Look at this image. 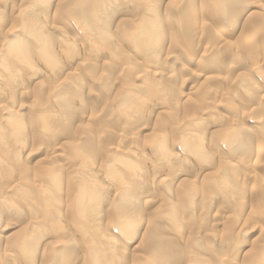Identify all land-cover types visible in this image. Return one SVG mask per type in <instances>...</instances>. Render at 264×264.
<instances>
[{"label": "bare ground", "instance_id": "bare-ground-1", "mask_svg": "<svg viewBox=\"0 0 264 264\" xmlns=\"http://www.w3.org/2000/svg\"><path fill=\"white\" fill-rule=\"evenodd\" d=\"M18 1L14 4L13 1L9 3V1L0 0V19H5L3 17L5 13L18 14V25L14 27L11 24L12 29L0 37V80H2L0 84V174L3 173L2 171L6 174L0 175V216L9 217V221L0 220V240L3 234H6L2 241L6 238L7 242H4L11 248L15 247L20 257L17 259L2 253L0 264H156L157 259L158 261L161 259V262L162 258L163 261L168 258L171 262L174 261L171 259L186 257L187 253L188 258H184L183 264L186 262L202 264L204 260L200 263L199 258L195 256L200 252L197 240L191 239L193 236L190 238L188 235L185 238L182 235L185 220L181 216L182 208L187 207L188 204L195 205L193 203L196 202L199 191L186 190L187 192L182 193L176 188L193 182L189 173L199 172L195 173V176L206 174V167L214 156L219 153L223 155L220 144L216 143L212 137L220 139L223 143L222 147L232 142V145L242 150L244 139H246H242L246 132L244 125L248 121L252 122L250 120L252 118L260 124L262 118H254V115L251 118L241 113L238 114V118H231L228 121L229 116L226 115L227 113L224 114L223 108L229 106V109L236 111L239 101L232 98L235 103L232 100L228 102L226 94L224 97L217 92L207 96L211 88L205 87V97H211L213 101L209 100V103L204 106V102H201L199 98L200 100H197L201 102V105L197 106V102L191 99L194 93L182 94L180 89V93L177 94L176 84L179 82L182 85L188 78L195 81L201 80L204 85L205 82L209 84L216 79L212 74L219 68H223L222 61L230 62L232 58L233 63L240 64L246 61V56L250 58V53L256 54L259 45H256L252 38L264 32V0ZM162 3L166 10L172 12L171 17L166 13L164 16L160 15L159 8ZM127 16L134 17V21ZM238 17L244 19L242 26L238 24L240 20ZM217 27L225 29L224 32L227 34L217 37L213 46L204 47L208 39L218 34ZM115 30L118 32L117 37L114 36ZM236 32H238L237 35ZM230 35H236L235 39H239L238 49L228 46L227 38L229 39ZM180 41L187 42L186 44L191 46L189 54L193 52L190 57L193 58L188 62L195 68L183 66L182 58L178 59ZM128 43L132 50V53L129 52L137 60L134 58L135 61H133L131 56H127L125 62H128V66H124L125 68L119 66L123 67L120 69L122 78L118 75L112 79V82H110L111 78L105 75L102 76L101 81L97 77L94 78V81L98 79L97 84L95 83L96 90L99 87L98 89L103 92L108 87L110 91H113L114 86L116 87L114 98L102 107L103 109L107 107V112L113 116L116 130L111 125L103 126L102 124V131L100 128L90 130L91 127H89L88 131H79L75 134L74 131L78 129L72 131L73 125L75 124L79 130L81 126H78L80 116L78 115L77 118L76 115L79 111L84 112L86 100L89 104L90 102L98 104L100 100L99 95H90L87 92L85 95V82L81 73L83 76L90 75L83 71L89 72L94 67L117 69L116 62L122 60V54L124 55L120 48ZM197 46L201 48L203 46L204 49L196 50ZM89 56L92 57L93 62L86 61ZM256 56L259 59L256 57V60L254 58L253 60H259L260 64L257 63L250 69L254 70L253 76H260L262 75L260 66H264V52ZM102 57H107L110 62L105 63L101 60ZM123 60L119 61L117 66L123 63ZM177 67L180 68L178 72ZM199 67V72L194 70ZM243 75L236 77L233 82L229 81L228 88L239 85L244 90L251 85L250 79L246 76L244 78ZM36 77L40 80L35 81L33 89L37 93H42L44 90L42 88L47 86V97L45 96V103L38 105L37 108L33 106V103L28 105L29 107L24 109L28 113V117H25L23 105L18 102L16 104L15 97L10 94L16 90L19 92L18 97L25 98L27 94L25 91L28 88L26 85H30ZM184 77L187 79L182 80ZM121 79L130 83H124L120 81ZM117 82H120L119 89L115 84ZM145 85H148L149 91L152 92L148 96L144 95L148 92ZM201 90L203 92V89ZM233 90L236 89L233 88ZM260 97L257 98V104L264 106V96ZM100 104L102 103H99V106ZM126 113H132L133 116H126ZM143 113L150 118L155 117L152 120L153 126L148 124V120L144 117H140L143 121L141 123L138 121L135 126L137 117ZM179 113H182L181 118L188 122L187 128L181 127L182 123L178 120ZM161 115L165 116V118L162 117L163 120L159 119ZM26 120L27 124H25ZM224 121L227 126L220 125ZM129 122L132 124L130 125ZM93 123L96 124L95 121ZM101 123L103 122H99ZM197 126H200L202 130H195ZM216 127L218 130L214 129ZM113 130L114 135L108 136ZM144 131H147L148 135L144 136L146 138L142 140L143 142L132 143L134 139H139L138 133L141 134ZM93 132L101 133L93 138L91 136ZM169 132L171 136L167 134ZM29 136L33 139L31 138L32 147L28 152L34 149L41 150L46 160L42 166L28 168V165L20 162L21 150L31 146L25 145ZM127 138L131 139L130 146L125 144ZM82 141L95 145L91 148L94 154H98V162H96L98 157H91L90 152H85L84 147L87 145H84ZM257 146L256 143L255 149L246 159L239 157L227 163L226 166L223 158L225 156H221L216 168L219 170L221 167L222 172L217 179H214L216 174L213 179L210 178L212 181H204V176L206 179L209 178L208 174V176L204 174L203 178L200 176L202 180L204 179L203 184L206 182L204 189L208 193L201 198L203 207H201L200 216L207 215L210 212L208 207L216 201L221 203V207L235 206V204L230 205V202H235V198L240 193L236 182L243 185L244 179L247 177L245 180L247 181L251 177L247 172L242 180L241 176L238 179V176L234 174L240 172V169L244 172L242 168L245 166H250L254 170L259 167L260 161L257 159L259 152L255 151ZM226 153L231 154L232 150ZM248 159L254 161H248ZM252 172L255 173L253 170ZM262 187L264 188V183ZM159 198H162L161 202ZM174 198L178 204L171 202ZM236 202L239 201L236 200ZM240 205L242 209L243 203ZM156 208L160 211L157 212ZM241 209L239 211L244 212ZM192 210L191 207V212ZM251 211L247 210V213L250 214ZM252 218H254L253 215ZM255 224L251 227H255ZM18 225L20 227L18 231H13ZM263 230L261 233H264ZM7 231L12 233L7 234ZM205 231L207 233H204V237H209L208 239L213 237L210 230ZM238 231L243 232V226H239ZM118 245L122 247L123 252L118 253ZM64 247H69L74 255L77 252L76 248H79L78 254L76 253L78 257L80 256L77 263L70 261L71 253L70 256L66 255L70 259L58 261L59 256L64 252ZM258 247L259 244L256 248ZM255 250L253 251L257 253L260 249ZM258 253L257 260L253 258L254 255L248 257L250 259L252 256L253 260H256L252 264H264V245ZM206 254L211 256L210 252ZM247 262L249 264L248 259Z\"/></svg>", "mask_w": 264, "mask_h": 264}, {"label": "rangeland", "instance_id": "rangeland-1", "mask_svg": "<svg viewBox=\"0 0 264 264\" xmlns=\"http://www.w3.org/2000/svg\"><path fill=\"white\" fill-rule=\"evenodd\" d=\"M6 1H9V3L10 2H14V4H16L17 2H19L18 0H6ZM16 1V2H15ZM175 1V0H174ZM206 1H208V0H206ZM160 6H161V8H159V11L161 12H159L158 11V13H160V15L162 16H164L165 15V13H166V15L167 16H170L171 17V15H172V12L169 10H166L165 9V6H164V3H162V5L160 4ZM163 7V8H162ZM212 7H214V6H212ZM212 9V8H211ZM214 10V9H213ZM167 13H169V14H167ZM240 13V12H239ZM171 14V15H170ZM209 14V13H208ZM208 14H206L207 16H208ZM6 15V16H5ZM5 15L3 16V17H5V19L3 18V19H0V21H2L3 23L1 24V22H0V24H1V28H0V37H2V36H4L9 30H11L12 28L10 27L11 26V24H12V26H16V25H18V19H17V15L18 14H12V15H9L8 13L6 14L5 13ZM205 15V14H204ZM9 16V17H8ZM209 16L211 17L212 15H211V11H210V14H209ZM238 16V15H237ZM237 16H236V18H237ZM13 17V18H12ZM129 19H131V20H133L134 21V17H131V16H127ZM127 17H125L126 19H128ZM239 18V17H238ZM12 19H14V21L12 20ZM240 20H239V22H238V24L240 25V26H242L241 25V23L243 22V20L244 19H241V18H239ZM9 20V21H8ZM11 21V22H10ZM6 23V24H5ZM14 24V25H13ZM218 24V23H217ZM217 24H216V26H217ZM243 24V23H242ZM6 26V27H5ZM114 27H112V29H113ZM220 29V30H219ZM7 30V31H6ZM114 30V29H113ZM224 30L225 29H223V28H220V27H217V33L218 34H216V36L214 37V36H212L210 39H211V41H209L210 39H208L205 43H204V47H206V46H213L214 45V42L216 43V41H217V37H223V35L224 34H227L226 32H224ZM116 31V30H115ZM239 32V31H238ZM238 32H236V35H237V33ZM118 32L116 31L114 34V36L115 37H117V34ZM236 35H234V36H231L230 35V37H229V39L227 38V41H228V46L229 45H231V48L232 49H234V48H236V49H238V47L240 46V43H239V39L238 40H236L235 38V36ZM225 37H227V36H225ZM215 40H213V39ZM256 39H257V41H256ZM236 40V41H235ZM212 41H213V43H212ZM230 41V42H229ZM252 41L255 43L256 42V45H259V48L257 49V53L255 54V53H250V58L248 59V56H246L245 58H247L246 59V61L245 62H241L240 64H238V63H233L232 61H234V60H232V58H231V61L230 62H227V61H222V66H223V68L222 69H218L215 73H211L214 77H216V79L214 80V81H210L209 82V84L208 83H206L205 82V85L202 83V81L201 80H193V79H187V81H185L184 82V84H182L181 85V83H177L176 84V90H178V91H176L177 92V94H178V92L180 91V89L182 90L181 92H183L182 94H185V93H188V92H191V93H194V95L192 94V96L194 97H191V99L193 100V102H197L196 104H197V106L198 105H201L200 103L201 102H204L203 103V105L205 106L207 103H209V100H211V101H213V98H211V97H207V96H212V92H217L218 93V95H220V96H224L225 94V96L227 97V99H228V102L229 101H234L235 99L237 100V101H239L240 103L238 104V106H237V108H236V111H233V110H231V109H229V106L228 107H226L225 109L223 108V112H224V114H226L227 116H229V117H227L228 118V121H230V119L231 118H238L239 117V115L241 114V113H244V114H246V115H248L249 117H251L252 118V115H254L253 117L254 118H258L259 117V119H260V117L262 118V121L260 122V124H257L256 122H255V120L252 118V119H250V120H252V122L251 121H248L244 126H245V128H246V132H244V135L242 136V139L243 138H246V139H244V143H243V147H242V150L240 149L239 150V147L237 146H235V145H232L231 143L232 142H230V144L229 145H227V146H225V147H222V144L223 143H221L220 141V139H216V137H212V138H214L216 141V143H219L220 145H219V147H221V152H223V155L225 156V157H223V155L222 154H220L219 152V154L217 155V156H214V159L212 160V161H210L209 163V165L206 167L207 168V171H206V174L205 173H203V174H201V175H199V176H195L196 174L195 173H199V172H193V173H189L188 175L191 177V178H193V179H191L193 182L192 183H189V185H185V186H182V189H181V186H180V188H178V186H177V191H181L182 193L184 192V191H192V190H198L199 192H197L198 194H199V196L197 195V198L195 199L196 200V202H194L193 204H195L194 206H190V204H188L187 205V207H184V208H182L183 209V211L185 210V208H187V209H189V210H185L184 212L182 211V214H181V216H183L184 217V228H183V233H182V235L186 238V237H188V235H190L189 237L191 238L192 236L194 237H192L191 239H193V240H197L196 241V243L197 244H199V251L200 252H198V253H196L195 254V256L197 257V258H199V261H200V263L202 262V260H204L203 262H202V264H248V262H247V259H248V261H249V264H252V263H254L257 259H256V257H258L257 256V254H259L258 252L259 251H261V249H262V247H263V245H264V233H261L262 231L261 230H263L264 229V188L262 187V183H264V106H262V105H259V104H257V98H259L260 96H264V82H263V77H264V66L263 65H261L260 66V68L262 69L261 70V74L262 75H260V76H257V75H255V76H253L254 75V73H253V71L251 70L252 69V66H253V68H254V66H255V64H257V63H259L260 64V62H259V60H257V61H255L256 59V57H257V59H259V57L258 56H256V55H261L262 54V52H264V32H261V33H259L257 36H255V37H253L252 38ZM259 41V42H258ZM181 42V41H180ZM179 42V45H180V51L178 52V54H177V56H179L178 57V59L179 60H181V58H182V62H184V65L183 66H188V68H190V69H193V68H195L192 64H190L189 62H188V60L189 59H192V58H190L191 57V54H193V52L191 53V54H189L190 52V49H191V46L188 44H186L187 42H181L180 43ZM207 42H208V44H207ZM211 42V43H210ZM183 43V44H182ZM210 43V44H209ZM231 43V44H230ZM120 44H121V42H120ZM207 44V45H206ZM218 44V43H217ZM216 44V45H217ZM235 44V46L233 47V45ZM263 44V45H262ZM124 46H122L120 49L122 50V53H124V55L122 54V60L123 59H125V60H123V63H121V64H118V66H117V63H119V61L120 62H122V60L120 59L119 61H117L116 62V67H117V69H115V68H113V69H111V67H107L106 69H102L101 67H94V69L92 70V68L90 69V71L88 72V71H83V72H86L87 74H90V75H87L86 73H84L85 75H87V76H83V73H81V77L84 79V82H85V85H84V88H86V89H84V92H85V95H87V94H90V95H99V98H100V100H99V103H102L103 104V106H102V104H100L101 106H99V103L97 104V103H95V104H92L91 102H90V104H89V102H88V100H86L87 101V104L85 105L86 107L84 108L85 110H84V112L82 111H79L78 112V114L76 115V117L78 118V120L80 119V122L78 123V126H80V130H79V128L78 127H76L75 126V124L73 125V129H72V131L75 129H78V130H76V131H74V133L76 134V132H79V131H88L89 129V127H91L90 128V130L92 129V128H95V129H98L99 130V128H100V130L102 131L103 130V127L101 126L102 124H103V126H107V125H111V126H113V128H114V130H116L115 129V122L112 120L113 119V116H111L110 115V113H108L107 112V107L105 108V109H103L102 107H104V105H107V103L108 102H110L114 97V93H116L115 92V89H116V87L114 86V88L112 89L113 91H110L109 89H108V87H106L107 89L105 90L104 89V93H106V94H104L103 92H101L98 88H97V90H96V85H95V83L96 82H98L97 80L98 79H100L99 81H101V79H103L102 78V76L103 75H105V77L106 76H108L109 78H111L110 79V82H112V79H115L118 75H119V77H121V75H122V70H120V69H122L124 66L125 67H127L128 65V62H125L126 60H127V56L129 55V56H131L132 57V60L135 58L136 60H137V58L136 57H134V55H132L131 53H132V50L129 48V43L128 44H123ZM187 45V46H186ZM215 45V46H216ZM244 45H245V43H244ZM183 46H185L183 49L181 48V47H183ZM202 46V48H201V46H197V48H196V50L198 49V50H202V49H204V47ZM223 47V46H222ZM222 47H220L221 49H222ZM187 48V49H186ZM201 48V49H200ZM182 49V50H181ZM225 49V48H224ZM227 49V48H226ZM188 50V51H187ZM129 51H131V53L129 52ZM192 51V50H191ZM195 51V50H194ZM185 54H184V53ZM134 54V53H133ZM254 54V55H253ZM126 55V56H125ZM253 55V58L255 59V60H253V58L251 57ZM181 56V57H180ZM193 56V55H192ZM245 56V55H244ZM135 59L133 60V61H135ZM252 61H251V60ZM91 61V62H93L92 61V57H87V62L89 63V61ZM101 60H103L105 63L106 62H110V60L107 58V57H102V59ZM139 60V59H138ZM242 61H244L243 59H241ZM248 60V61H247ZM100 61V60H99ZM137 62H139V61H137ZM225 62V63H224ZM248 62V63H247ZM254 62V63H253ZM85 63V61L83 62V64ZM125 63V65H123ZM224 63V64H223ZM233 63V64H232ZM247 64H248V66H249V68H248V66H247ZM250 64H252V65H250ZM108 65H110L109 63H108ZM123 66L122 68H120L121 66ZM120 66V67H119ZM124 67V68H125ZM96 68V69H95ZM205 68V67H204ZM251 68V69H250ZM97 69H98V71H97ZM177 70V72L180 70V68L179 67H177L176 68ZM200 69V67L198 68V69H194L195 71H197V72H199L198 70ZM206 69V68H205ZM226 69V70H225ZM92 70V71H91ZM120 70V71H119ZM207 70V69H206ZM222 70V71H221ZM242 70V71H241ZM100 71V72H99ZM251 71H252V74H251ZM94 72V73H93ZM110 72V73H109ZM112 72H113V74H112ZM121 72V73H120ZM93 73V74H92ZM96 73V74H95ZM101 73H104V74H102L101 75ZM109 73V74H108ZM235 73V74H234ZM243 73H244V75H243ZM250 73V74H249ZM46 74V73H45ZM95 74V75H94ZM107 74V75H106ZM110 74H111V76H110ZM96 75H98V76H96ZM101 75V76H100ZM179 75L181 76V74H180V72H179ZM244 76V78H248V79H250V84L251 85H249L246 89H244V90H242V88L238 85V87H233L234 89H236V90H233V88H228V84H230V82H233L234 81V79L236 78V77H238V76ZM220 76V77H219ZM246 76V77H245ZM89 79H88V78ZM95 77H97L96 79H95V81H94V78ZM261 77V79H259V78ZM4 78H5V75H4ZM122 78V77H121ZM88 80V81H85V80ZM183 79H185V77L184 78H182V80ZM185 79V80H186ZM252 79H254V80H252ZM39 81L40 80V78H38V77H36V79L34 80V81H32V83H30V85H26V87H28L27 88V91H25L27 94L26 95H28V96H24L25 98H23V97H18L19 96V92L18 91H16V90H13L12 91V93H11V91H10V95H12V96H14L15 98H14V100H16L15 101V103L17 104V102L19 103V104H21V105H23V110L25 109V108H27V107H29L28 105H32V103H33V106L34 107H36L37 108V106L38 105H41V104H44L45 103V96H46V94H47V92H46V89H48V87L46 86H44L43 88H42V90L44 89L45 90V92H44V90H43V92L41 93H37V92H35V90L33 89V87H34V85L33 84H35L36 82L35 81ZM252 80V81H251ZM37 81V82H38ZM92 83H91V82ZM119 81V80H118ZM120 81H122V79L120 80ZM198 81V83H196ZM218 81V82H217ZM227 81V82H226ZM230 81V82H229ZM1 82H2V80H0V84H1ZM122 82H124V83H130V82H125V80H123ZM214 82V83H213ZM252 82H254V83H252ZM190 83V84H189ZM201 83V84H200ZM210 83H212V84H210ZM228 83V84H227ZM91 84H93V86L91 85ZM97 84V83H96ZM116 84V86H117V89H119L118 87H120L119 86V84H120V82L118 83H115ZM118 84V85H117ZM204 85V87H203V85L202 86H200V85ZM15 84H13V86H14ZM95 85V86H94ZM149 85V84H148ZM148 85H145L147 88H148V92H146V94H144V95H149V94H151L152 92H150L149 90H150V88H149V86ZM227 85V86H226ZM87 86V87H86ZM215 86V87H214ZM192 89H191V88ZM197 87H198V89H199V93H198V89H197ZM203 87V88H202ZM207 89H209V88H211V89H209L211 92H208L207 93V96L205 97V89L206 88ZM250 87V88H249ZM89 88H90V92H88V90H89ZM197 89V90H196ZM201 89H203V92H202V90ZM231 89V90H230ZM249 89V90H248ZM107 90H109V92H110V94H109V92H107ZM195 92H194V91ZM214 90V91H213ZM247 90H248V92H247ZM99 91H100V94H99ZM222 91V92H221ZM228 91V92H227ZM22 92V91H21ZM28 92H29V94H28ZM30 92L32 93V94H30ZM86 92H87V94H86ZM91 92H93V93H91ZM202 92V93H201ZM232 92V93H231ZM251 92V93H250ZM16 93V94H15ZM37 93V94H36ZM97 93V94H96ZM180 93V92H179ZM195 93H197V94H195ZM204 93V94H203ZM211 93V94H210ZM228 93V94H227ZM18 94V95H17ZM113 94V95H112ZM200 94V95H199ZM202 94V95H201ZM210 94V95H209ZM222 94V95H221ZM232 94V95H231ZM42 95V96H41ZM30 96V98H28ZM108 97V99H107V97ZM199 96V97H198ZM224 96V97H225ZM47 97V96H46ZM103 97V98H102ZM106 97V98H105ZM204 99H203V98ZM262 97H260V98H262ZM36 99L35 101H34V99ZM201 100H200V99ZM207 98H208V100H207ZM234 100H233V99ZM264 98V97H263ZM24 99V100H23ZM26 99V100H25ZM197 99H199L201 102L199 103L198 101L199 100H197ZM20 100V101H19ZM22 100V101H21ZM106 100V101H105ZM235 100V101H236ZM1 101V100H0ZM37 101H39L37 104L35 103V102H37ZM44 101V102H43ZM102 101V102H101ZM210 101V102H211ZM235 101H234V103H235ZM34 103H35V105H34ZM106 103V104H105ZM91 105V106H90ZM93 106V107H92ZM95 106V107H94ZM99 107V108H98ZM263 108V109H262ZM92 109H94V111L92 112ZM97 109V113H95V110ZM262 109V110H261ZM106 112H105V111ZM225 110V111H224ZM227 110V111H226ZM239 110V111H238ZM86 111H88V112H86ZM92 112V114H91V112ZM133 111V110H132ZM149 112H150V110H148ZM238 111V112H237ZM242 111V112H241ZM102 113V114H100V113ZM133 113V112H132ZM132 113H126V116H133L132 115ZM23 114H24V116L25 117H28V113H27V110H24L23 111ZM86 114V115H85ZM89 115V117H87L88 115ZM96 114V115H95ZM239 114V115H238ZM85 115V116H84ZM91 115H94L93 117H90ZM102 115V116H101ZM100 116V117H99ZM147 116V117H146ZM102 117V118H101ZM140 117H144V119H147L148 120V124H150V125H152L153 123H152V120H154L155 119V117H148V115H146V114H142V115H140L139 117H137V120H136V124H135V126L137 125V123H138V121H139V123H141L142 121H143V119L141 118L140 119ZM162 117L163 118H165V116L163 115H161L160 116V118L159 119H162ZM182 113H179L178 114V120L179 121H181V123H182V125H181V127L182 126H185V128H187V126H188V122L187 121H185V120H183L182 118ZM88 118V119H87ZM90 118H91V121H90ZM111 120V121H109L108 122V120L109 119ZM133 119H134V117H132ZM149 118H150V120H149ZM153 118V119H152ZM82 119V120H81ZM84 119V120H83ZM101 119V120H100ZM36 120V119H35ZM127 120V119H126ZM163 120V119H162ZM93 121H95L96 122V124L95 123H93ZM103 122V123H101V124H99V122ZM105 121H106V124H105ZM185 123H184V122ZM85 125H84V124ZM86 123H90L89 124V126H88V124H86ZM180 123V122H179ZM180 123V124H181ZM262 123V124H261ZM25 124H27V120H26V122H25ZM82 124H83V126H82ZM91 124H93V125H91ZM129 124L131 125L132 123L131 122H129ZM190 125V124H189ZM220 125H226L227 126V124H225V121L223 122V123H221ZM75 126V127H74ZM86 126V127H85ZM100 126V127H99ZM117 126V125H116ZM133 126V125H132ZM134 126V127H135ZM147 126V125H146ZM153 126V125H152ZM229 126V125H228ZM81 127L83 128V129H85V130H83V129H81ZM102 127V128H101ZM209 127V126H208ZM208 127H206V128H208ZM210 128V127H209ZM88 129V130H87ZM195 130H197V131H201L202 130V128L200 127V126H197V127H195L194 128ZM211 129V128H210ZM215 130L217 129V127L216 128H214ZM256 129V130H255ZM112 131V132H109V135L108 136H113L114 135V133H115V131ZM218 130V129H217ZM255 132V133H254ZM73 133V132H72ZM82 133V132H81ZM99 133H101V132H99ZM97 134V132H93L92 133V137L93 138H95L94 136H97V135H100V134ZM142 133H143V135H142ZM170 133V134H169ZM169 133H167L169 136H171V132H169ZM113 134V135H112ZM148 135V132L147 131H144V132H141V134L140 133H138V138L139 139H134V142H132V143H139V144H141V142H143L142 140H144L146 137H147V135ZM87 135V134H86ZM129 136L131 135V133L130 134H128ZM209 134H207V138L209 139L210 137L208 136ZM88 136V135H87ZM107 136V137H108ZM144 136H146V137H144ZM259 137V138H258ZM31 138L32 137H30L29 136V138L27 139V141H26V146L27 145H31V146H28V147H25V149L24 150H21V153H22V160H20V162H21V164H23V165H28V168H31V167H33V166H42V165H44L45 163H46V160L44 159V154H43V152L41 153V150L40 151H36V149H34L33 151H31L30 153L28 152V150H29V148L31 149V147H32V140H31ZM75 138V137H74ZM141 138H143V139H141ZM33 139V138H32ZM83 140V139H82ZM86 140V139H85ZM130 138H127L126 139V141H125V144L126 145H128V146H130ZM257 140V141H256ZM103 141V140H102ZM256 141V142H255ZM30 142V143H29ZM83 142V141H82ZM88 142V141H87ZM87 142H83L84 143V145H87V146H85L84 147V150H85V152L86 153H89L90 155H91V157H93V156H95V157H98V154H94V152H92V148L91 147H95V145H93V143H87ZM251 142H252V145H251ZM87 143V144H86ZM256 143L258 144V148L255 150L256 152H259V154H258V157H257V159H259L258 161H260L259 162V167L258 168H255V170H254V168H250V166L248 167V166H245V168H242V170L244 169V172H241V169H240V172H237V173H235L234 175H237L238 176V179L240 178V176H241V178L240 179H244V174H247V172H248V175H250V179H248L247 181H245L246 179H247V177H246V179H244V184L243 185H239V183L238 182H236L237 183V187H239V196L238 197H236L235 198V202H236V200H238L239 202H230V205H233V204H235V206H236V208H235V206L233 205V206H228V208H225V207H221V203L219 204L218 203V201H216V202H214L213 203V205H211V207L209 206L208 208V210H210V212L206 215V214H204V215H201L200 216V211L202 210V208L201 207H203V204H202V199L201 198H203L204 196H206V194H208V193H206L207 192V190H205L204 188L206 187L205 186V184H206V182H205V184H203L204 183V181H206V180H211V179H213V177H214V175L216 174V177H214V179H217L219 176H220V172H222V171H220L222 168L220 167L219 168V170H217V166L219 165L218 163H219V160L221 159V156L224 158V165L226 166L227 165V163H230L231 161H235V160H237L239 157L240 158H244V159H246L247 157H248V155L251 153V151L252 150H254L255 149V147H256ZM252 146V147H251ZM27 148V149H26ZM263 148V149H262ZM88 150V151H87ZM225 150V151H224ZM228 150H232V153L231 154H229V153H226V151H228ZM259 150V151H258ZM22 151H24V152H22ZM241 151H242V153H241ZM21 155V154H20ZM94 157V158H95ZM217 160H216V159ZM252 159H254V158H252ZM252 159H248V161H251ZM96 162H98L99 161V157L98 158H96ZM228 160V161H227ZM243 160V159H242ZM218 161V162H217ZM225 161H227V162H225ZM254 160H252V162H253ZM213 162H215L214 163V165L212 164ZM217 163V164H216ZM211 166H213L212 168H211ZM216 170V171H215ZM247 170V171H246ZM252 170L253 171H255V173L254 172H252ZM215 173H214V172ZM257 171V172H256ZM3 173L2 174H0V175H6L5 174V171H2ZM208 172V173H207ZM240 173V174H239ZM204 174L205 175H209V178L208 179H206V176H204ZM211 174V175H210ZM207 175V176H208ZM252 175V176H251ZM195 176V177H194ZM202 176H204L205 177V180L203 181L202 180V178L201 177ZM211 176V177H210ZM197 177V178H196ZM253 177V178H252ZM257 177V178H256ZM5 178H7V177H5ZM198 178H199V180H198ZM201 178V179H200ZM211 178V179H210ZM2 179V178H1ZM260 181H259V180ZM3 180H5V179H3ZM202 180V181H201ZM255 180V181H254ZM212 181V180H211ZM5 182V181H4ZM199 182V183H198ZM248 182V183H247ZM256 182V183H255ZM201 183V184H200ZM254 183V184H253ZM187 186V187H186ZM190 186H193V187H190ZM204 186V187H203ZM251 186V187H250ZM245 187V188H244ZM255 187V188H254ZM201 188V189H200ZM243 189V190H242ZM252 190V191H251ZM176 191V190H175ZM176 191V192H177ZM186 191V192H187ZM244 191V193H242ZM202 192V193H201ZM204 192V193H203ZM201 193V194H200ZM201 195H202V197H201ZM174 197H175V195H174ZM201 199V200H200ZM159 200H160V202H161V200H162V198L160 199L159 198ZM158 200V201H159ZM241 200V201H240ZM242 200H244V201H242ZM175 202V203H177L178 204V202L176 201V199L174 198L171 202ZM173 202V203H174ZM172 203V204H173ZM217 203V204H216ZM242 204L243 203V206H242V209H241V205L239 206V204ZM141 203H139V206H141L140 205ZM219 204V205H218ZM255 205H257V206H255ZM248 206V207H247ZM191 207H192V212H191ZM231 207H233V208H231ZM239 207H240V209H241V211H244V212H240L239 210ZM247 207V208H246ZM252 207V208H251ZM154 209V208H153ZM257 209V210H256ZM152 209H150V211H151ZM156 210H157V212L158 211H160V209H158V208H156ZM247 210H248V212H249V210H252L251 212H250V214H248L247 213ZM263 210V211H262ZM213 211V212H212ZM240 212V213H239ZM255 213V214H254ZM253 215V217L254 218H252V215ZM228 215V216H227ZM259 215V216H258ZM204 216V217H203ZM234 216V217H233ZM245 216V217H244ZM249 216V217H248ZM251 216V217H250ZM256 216V217H255ZM7 217V218H6ZM109 217H111L110 215H109ZM202 217H203V219H202ZM215 217V218H214ZM229 217V218H228ZM0 220L1 221H9L8 219H9V217L6 215H2V216H0ZM202 220H201V219ZM205 218V219H204ZM225 218H226V221H225ZM241 218V219H240ZM246 218H248V219H246ZM257 218V219H256ZM240 219V220H239ZM204 220V221H203ZM244 220H246L245 222H244ZM239 221V222H238ZM209 222V223H208ZM223 222H224V224H223ZM234 222H236L235 224H234ZM196 223V224H195ZM233 223V224H232ZM243 223H245V224H243ZM256 223V224H255ZM213 224V225H212ZM241 224V225H240ZM253 224H255V227H253L254 225ZM201 227H200V226ZM211 225V226H210ZM246 225V226H245ZM251 225H253L252 227H251ZM261 225V226H260ZM187 226H188V228H187ZM239 226H243V232H240V231H238V227ZM17 228V229H16ZM15 229H13V231H18V228H20L19 227V225L16 227ZM230 228V229H229ZM235 228V229H234ZM246 228V229H245ZM261 228V230H259ZM186 231H185V230ZM187 229H188V231H187ZM200 229H202V230H200ZM228 229V230H227ZM249 229V230H248ZM204 230V231H203ZM205 230H210L211 231V233L210 234H212L213 235V237H211L210 239H208L209 237H204V233H207ZM218 232H217V231ZM224 230V231H223ZM247 230V231H246ZM213 231V232H212ZM239 233H238V232ZM184 232H186L185 234H186V236H185V234H184ZM222 232H225V233H222ZM263 232H264V230H263ZM10 233H12V231L10 232V231H7V234H10ZM244 233V234H243ZM196 234V235H195ZM223 234V235H222ZM231 234H233V235H231ZM236 234H237V236H236ZM239 234V235H238ZM220 235V236H219ZM229 237H228V236ZM6 236V234H3V237L1 238V240H0V254H9V255H11V256H13L14 258H19L20 256H19V252L17 251V250H15L16 248L15 247H10V245L9 244H7L6 242H7V240H6V238L2 241V239L4 238ZM223 236H225V238L222 237ZM234 236V237H233ZM236 236V237H235ZM260 236H262V237H260ZM233 237V238H232ZM238 237V238H237ZM255 238V239H254ZM209 241H208V240ZM228 239H230L231 241H227ZM255 241H254V240ZM262 239V240H261ZM207 240V241H206ZM236 240V241H235ZM257 240V241H256ZM4 241H6V242H4ZM219 241V242H218ZM208 242V243H207ZM223 242H224V244H223ZM226 242V243H225ZM261 242V243H260ZM79 243V242H78ZM205 243V244H204ZM211 243V244H210ZM259 244V251H257L258 250V248H256L257 247V245ZM261 244V245H260ZM7 246V247H4V246ZM3 247H4V249H3ZM240 247V248H239ZM261 247V248H260ZM9 249V250H8ZM64 249V252H62L61 253V255L59 256V259H58V261H63V259H65V258H67V256H68V254H69V256L72 254V252H70V250H69V247L67 248V247H64L63 248ZM117 249H118V253H120V252H123V250H122V247L120 246V245H118V247H117ZM121 249V250H120ZM254 249H256L255 251H257V253H255L253 250ZM15 250V251H14ZM186 250H189L188 248H186ZM76 251L77 252H79V248L77 249L76 248ZM76 251H74V253L76 252ZM203 251V252H202ZM252 252L251 254L249 253V252ZM6 252V253H5ZM76 252V253H77ZM208 252H210V255L211 256H209L208 254H206V253H208ZM254 252V253H253ZM71 253V254H70ZM76 253H75V255H76ZM202 253H203V255H202ZM246 253V254H245ZM13 254V255H12ZM16 254V255H15ZM78 254V253H77ZM192 254H194V253H192ZM246 256H245V255ZM249 254V255H248ZM256 254V255H255ZM67 255V256H66ZM74 254H72L71 255V259L70 258H67V259H70V261L71 262H78L79 261V258H80V256L78 257V255H76L75 256ZM250 255H254L253 256V258L254 259H256L255 261L253 260V258H252V256H251V258L249 259L248 257L250 256ZM73 256V257H72ZM39 257H40V255H39ZM76 257V258H75ZM246 257V258H245ZM184 258H188V253H187V256L186 257H182V258H178V259H171V260H174V261H169V259L168 258H165V260L163 261V258H162V261L160 262V260L158 261V259H157V262H156V264H164V263H166L167 262V264H176V262H177V264H183V262H185V260H184ZM203 258V259H202ZM21 259V258H20ZM74 259V260H73ZM76 259V260H75ZM168 259V260H167ZM181 259V260H180ZM184 260V261H183ZM180 261V262H179ZM183 261V262H182ZM164 262V263H163ZM208 262V263H207ZM36 263H38V262H36ZM58 264V263H57ZM151 264V263H150ZM153 264V263H152ZM184 264H188L187 262L186 263H184Z\"/></svg>", "mask_w": 264, "mask_h": 264}]
</instances>
